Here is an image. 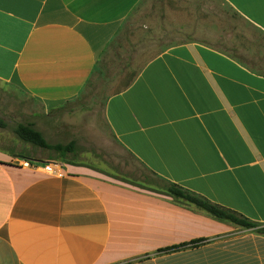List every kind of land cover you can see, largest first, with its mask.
Masks as SVG:
<instances>
[{
	"label": "crops",
	"instance_id": "crops-1",
	"mask_svg": "<svg viewBox=\"0 0 264 264\" xmlns=\"http://www.w3.org/2000/svg\"><path fill=\"white\" fill-rule=\"evenodd\" d=\"M141 1L0 0V83L47 116L66 109L94 144V110L72 106ZM220 1L264 38V0ZM234 53L192 41L137 60L103 119L155 177L264 224V47ZM0 264H264V236L91 165L0 148Z\"/></svg>",
	"mask_w": 264,
	"mask_h": 264
},
{
	"label": "rangeland",
	"instance_id": "rangeland-1",
	"mask_svg": "<svg viewBox=\"0 0 264 264\" xmlns=\"http://www.w3.org/2000/svg\"><path fill=\"white\" fill-rule=\"evenodd\" d=\"M192 41L217 47L232 56L252 43L264 47V38L220 0H142L124 21L104 66L95 75V83L93 80L72 106L78 113L76 116L94 110L92 115L96 118L92 123L98 132L94 144L85 134L69 129L66 109L47 116L44 106L20 88L0 83V148L36 160L85 163L137 187L165 191L167 184L115 140L103 119V104L108 95L119 89L112 86L111 80L122 79L137 70L140 66H133L137 60L148 61L174 45ZM85 121L79 119L81 126ZM19 125L40 132L49 147L73 148L60 155L52 149L29 144L16 134Z\"/></svg>",
	"mask_w": 264,
	"mask_h": 264
},
{
	"label": "trees",
	"instance_id": "trees-1",
	"mask_svg": "<svg viewBox=\"0 0 264 264\" xmlns=\"http://www.w3.org/2000/svg\"><path fill=\"white\" fill-rule=\"evenodd\" d=\"M1 124L2 122L0 121V125ZM16 134L21 140L29 144L41 147L42 149H52L60 155H65L66 152H70L73 148L72 145H57L55 147H49L40 132L23 125H19L17 127ZM160 180L167 184V188L164 189L165 191H163V193L167 196L172 197L174 200L186 205L195 206L197 209L208 213L210 216L217 220L232 223L245 229L253 230L256 233L264 236V224L252 221L241 214L213 204L209 200L188 192L176 184L166 182L162 179ZM197 242L198 241H195L194 244H196Z\"/></svg>",
	"mask_w": 264,
	"mask_h": 264
},
{
	"label": "built area",
	"instance_id": "built-area-1",
	"mask_svg": "<svg viewBox=\"0 0 264 264\" xmlns=\"http://www.w3.org/2000/svg\"><path fill=\"white\" fill-rule=\"evenodd\" d=\"M22 167L23 168H33V169L42 168L46 173L55 174L56 168L61 167V166H58V164L55 162H45L44 164H42L41 162H38V161H35V162L23 161Z\"/></svg>",
	"mask_w": 264,
	"mask_h": 264
},
{
	"label": "water",
	"instance_id": "water-1",
	"mask_svg": "<svg viewBox=\"0 0 264 264\" xmlns=\"http://www.w3.org/2000/svg\"><path fill=\"white\" fill-rule=\"evenodd\" d=\"M20 158H22V156H19Z\"/></svg>",
	"mask_w": 264,
	"mask_h": 264
}]
</instances>
